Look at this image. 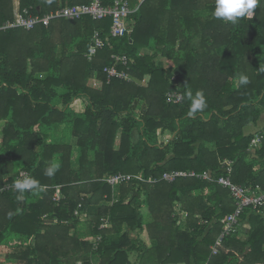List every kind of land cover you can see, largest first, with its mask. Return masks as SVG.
I'll return each mask as SVG.
<instances>
[{"label":"trees","instance_id":"obj_1","mask_svg":"<svg viewBox=\"0 0 264 264\" xmlns=\"http://www.w3.org/2000/svg\"><path fill=\"white\" fill-rule=\"evenodd\" d=\"M129 1L132 34L107 39L110 18L4 28L15 7L0 0V190L21 171L43 186L23 201L0 192V264H264V208L247 209L212 252L236 209L216 182L222 164L233 162L235 184L264 191V130L247 132L264 116V0L236 24L214 17L215 0ZM20 3L40 18L64 6ZM96 32L107 44L89 61ZM113 55L127 56L119 70L129 78L108 83ZM189 90L206 98L195 117ZM172 92L183 100L169 103ZM50 162L59 164L52 177ZM177 171L212 180L163 179ZM117 174L133 179L110 186ZM178 212L187 214L181 225Z\"/></svg>","mask_w":264,"mask_h":264},{"label":"built area","instance_id":"obj_2","mask_svg":"<svg viewBox=\"0 0 264 264\" xmlns=\"http://www.w3.org/2000/svg\"><path fill=\"white\" fill-rule=\"evenodd\" d=\"M15 8L14 19L6 23L4 28H22L27 31L33 30L37 25L43 24L48 26L52 20L64 19L67 21H76L83 18H91L95 21H101L107 18L112 20L111 28L107 39L109 38H121L125 35H131L133 32V27L130 22V16L135 13V9L131 7L129 0H91L89 4H74L70 5L69 0H61L64 6L59 10L50 13V15L43 18L34 17L30 14L29 9L21 8V0H14ZM107 44V40L102 37L101 32H96L93 38V44L90 49L87 58L89 61L95 57L98 50L103 49ZM112 60L115 62L114 66H108L104 69V73L107 76L108 83L112 79L124 80L128 79L129 75L126 72H121L119 66L128 67V58L126 55H113ZM94 85L99 83L103 85L101 81L94 79ZM167 99L169 103L178 104L183 100V95L177 92H172L167 94ZM260 138L253 139L251 143L252 151H255ZM233 162L225 161L222 164L224 171L223 176L217 179L218 185L226 189L233 201L235 202L236 209L235 212L229 215L223 227V231L218 238L216 246L213 247V255L218 253V247L223 243L225 237L232 234V232L240 225V219L243 213L249 209H259L264 208V191L262 190H251L249 188L235 184L231 179ZM25 176H30L26 171H21L16 179L24 178ZM199 178L202 180H212L210 173L206 172L203 175H196L194 172H170L164 175L163 179L168 182H174L179 178ZM138 180L143 181L142 175L136 177ZM15 179V180H16ZM133 177L125 174H117L111 176L107 179L110 186H118L121 184L129 183L132 181ZM14 183V182H13ZM13 183L4 186L0 192H16L12 187ZM54 200L59 202L61 200L60 189L57 190ZM99 240V239H98Z\"/></svg>","mask_w":264,"mask_h":264},{"label":"clouds","instance_id":"obj_3","mask_svg":"<svg viewBox=\"0 0 264 264\" xmlns=\"http://www.w3.org/2000/svg\"><path fill=\"white\" fill-rule=\"evenodd\" d=\"M260 0H215V7L213 15L215 18L232 24L238 23L240 18L253 16V10L257 7ZM249 83L248 77L241 74L239 77V84L241 86ZM187 98L191 101L188 116L195 117L198 112H203L206 107V98L203 91H197L193 95L192 91L187 92ZM59 170V164L50 162L44 169V174L48 177H52ZM16 190V199L23 201L25 193L29 191L43 190V186L39 184V181L31 176H25L24 178L16 179L12 185Z\"/></svg>","mask_w":264,"mask_h":264},{"label":"crops","instance_id":"obj_4","mask_svg":"<svg viewBox=\"0 0 264 264\" xmlns=\"http://www.w3.org/2000/svg\"><path fill=\"white\" fill-rule=\"evenodd\" d=\"M92 82H94V79L90 82V86H91ZM261 130H264V128H262V127L258 128V127L250 126V127H248L247 132H248V133L251 132V133H254V134H258ZM144 214H145V221H146V222H149V221H150V218H149V216H148L146 210H145ZM175 216H176V215H175ZM176 217L180 219V224H179V225H181V223H183L184 220L186 219L187 214H186V213H183V212H181V213L178 212ZM242 228H243L245 231H249V230H251V225H250L249 223H244V224L242 225ZM139 237H140V240H141L142 242H144L145 245H146L148 248H150V247L152 246L151 239H150V237H149V234H148L146 228H145V230L139 235ZM5 255H6L5 248H0V256L3 257V256H5ZM136 260H137V256L133 255V256H132V261H136Z\"/></svg>","mask_w":264,"mask_h":264},{"label":"rangeland","instance_id":"obj_5","mask_svg":"<svg viewBox=\"0 0 264 264\" xmlns=\"http://www.w3.org/2000/svg\"><path fill=\"white\" fill-rule=\"evenodd\" d=\"M14 2H15V1H14ZM14 7H15V8L17 7V6H15V3H14ZM14 11H15V9H14ZM102 87H103V85H99V83H97L96 85H94V83L92 82V84H91V88L96 89V90H100ZM259 127L264 128V116H263V118H262V121H261ZM259 127H258V128H259ZM71 141H72V144H75V143H76L75 140H73L72 138H71ZM74 168H76V165H75ZM145 210L147 211V209H145ZM145 210H144V212H145ZM82 220L85 221V220H86V217H84Z\"/></svg>","mask_w":264,"mask_h":264}]
</instances>
